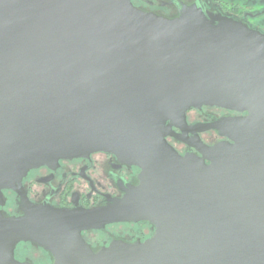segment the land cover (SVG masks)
I'll return each instance as SVG.
<instances>
[{"label":"water","instance_id":"water-1","mask_svg":"<svg viewBox=\"0 0 264 264\" xmlns=\"http://www.w3.org/2000/svg\"><path fill=\"white\" fill-rule=\"evenodd\" d=\"M203 105L247 112L203 128L232 140L201 148L210 164L165 139ZM98 150L144 166L162 217L86 264H264V33L200 2L168 18L132 0H0V199L30 169ZM67 216L0 213V264H31L15 243Z\"/></svg>","mask_w":264,"mask_h":264},{"label":"flooded vegetation","instance_id":"flooded-vegetation-1","mask_svg":"<svg viewBox=\"0 0 264 264\" xmlns=\"http://www.w3.org/2000/svg\"><path fill=\"white\" fill-rule=\"evenodd\" d=\"M198 2L264 33V0H132L138 9L168 18L178 17L184 6ZM246 114L217 106L192 107L186 113L187 132L172 125L170 131L175 134L165 139L180 156L203 158L210 164L201 148L232 140L215 127L203 128L222 118ZM144 174V166L126 153L105 150L30 169L17 181L16 189H2L1 215L23 219L36 213L64 212L68 216L60 229L53 228L40 239L18 240L15 258L31 264H86L89 253L118 241L149 240L158 231L162 212L152 206L155 200L146 199L144 189L155 185L144 183ZM90 212L92 224L87 221ZM126 214L132 215L123 218Z\"/></svg>","mask_w":264,"mask_h":264},{"label":"rangeland","instance_id":"rangeland-1","mask_svg":"<svg viewBox=\"0 0 264 264\" xmlns=\"http://www.w3.org/2000/svg\"><path fill=\"white\" fill-rule=\"evenodd\" d=\"M220 1H222V2H228V0H220ZM237 2L239 1V0H236Z\"/></svg>","mask_w":264,"mask_h":264}]
</instances>
